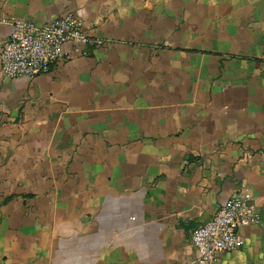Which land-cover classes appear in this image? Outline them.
I'll return each mask as SVG.
<instances>
[{
  "label": "crops",
  "instance_id": "0c3cea01",
  "mask_svg": "<svg viewBox=\"0 0 264 264\" xmlns=\"http://www.w3.org/2000/svg\"><path fill=\"white\" fill-rule=\"evenodd\" d=\"M77 13L50 73L0 66V264H190L243 185L260 222L219 264H264V0H0Z\"/></svg>",
  "mask_w": 264,
  "mask_h": 264
},
{
  "label": "built area",
  "instance_id": "2783aa9c",
  "mask_svg": "<svg viewBox=\"0 0 264 264\" xmlns=\"http://www.w3.org/2000/svg\"><path fill=\"white\" fill-rule=\"evenodd\" d=\"M11 31L0 46V66L3 75L33 79L52 72L60 62L71 58L67 49L75 51L91 41L77 13L57 16L45 22L4 18ZM260 222L256 204L243 185L207 221L193 229L191 242L197 257L190 264H219L221 256L240 246V231L244 226Z\"/></svg>",
  "mask_w": 264,
  "mask_h": 264
}]
</instances>
